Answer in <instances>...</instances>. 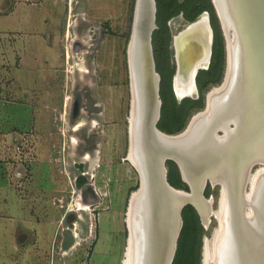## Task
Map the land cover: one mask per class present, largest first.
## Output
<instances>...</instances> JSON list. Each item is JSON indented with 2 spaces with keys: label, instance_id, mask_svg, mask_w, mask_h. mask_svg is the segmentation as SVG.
Instances as JSON below:
<instances>
[{
  "label": "rangeland",
  "instance_id": "obj_1",
  "mask_svg": "<svg viewBox=\"0 0 264 264\" xmlns=\"http://www.w3.org/2000/svg\"><path fill=\"white\" fill-rule=\"evenodd\" d=\"M126 1L125 15L116 28L108 23L95 24L83 12L66 14L61 26L60 73L54 84L46 82L56 95L37 94L34 97L42 105H36L43 109L24 112L15 107L11 121L5 115L7 112L0 113V198L5 203L19 202L22 212L17 216L6 212L0 216L6 223L13 220L15 224H36L34 230H14L13 240L10 237L4 243L9 252L5 256L0 254L1 264L34 262L20 260L21 255L14 254L18 250H13L30 247L36 251L39 230L46 223L52 226L53 235L44 246L43 263L122 262L128 198L139 186V176L126 157L127 44L135 0ZM75 2L78 1L72 0V4ZM154 2L156 29L151 35V47L155 71L162 77V108L157 127L164 133L175 134L203 109L204 100L176 96L178 100L173 95L171 77L176 65L172 38L192 19L205 16L206 3ZM66 33L68 64L64 59ZM109 47L114 49L112 60ZM223 60L218 53L212 72H199L198 85L203 92L219 85ZM11 97L6 101L10 102ZM26 99V95L15 96L17 102L24 103ZM165 165L171 183L183 184L188 191L178 167L170 161ZM259 166L255 165L252 171ZM218 189L206 183L202 191L206 199H211L213 211L217 209ZM184 209L172 264H201L204 243L211 239L217 222L209 216L205 231L200 217L197 215L198 223L194 211Z\"/></svg>",
  "mask_w": 264,
  "mask_h": 264
},
{
  "label": "water",
  "instance_id": "obj_2",
  "mask_svg": "<svg viewBox=\"0 0 264 264\" xmlns=\"http://www.w3.org/2000/svg\"><path fill=\"white\" fill-rule=\"evenodd\" d=\"M210 2L224 40L223 76L201 95L203 109L175 134L157 128L161 101L151 47L155 2L134 3L127 44L126 157L139 186L126 208L124 264H171L186 206L195 210L205 231L209 216L217 222L204 243L202 264H264V0ZM205 15L206 65L195 66L190 48L185 52L195 98L196 75L211 56L213 33ZM198 18L178 35L192 32ZM169 161L188 191L168 183ZM255 165L260 166L252 171ZM206 183L219 187L215 211L203 196Z\"/></svg>",
  "mask_w": 264,
  "mask_h": 264
},
{
  "label": "crops",
  "instance_id": "obj_3",
  "mask_svg": "<svg viewBox=\"0 0 264 264\" xmlns=\"http://www.w3.org/2000/svg\"><path fill=\"white\" fill-rule=\"evenodd\" d=\"M77 1L72 4V0H0V113L7 112L5 115L10 116V121L13 113L16 112L15 107H19V110L24 112L26 110L29 112L30 109L36 111L43 109L37 107L42 105V101H37L34 97L37 94L51 97L56 95L46 82L54 84L62 66L61 26L65 15L72 11L83 12L87 19L95 24L108 23L111 28H116L121 20L120 17L125 15L127 4L126 0ZM108 49H111L109 58L112 60L114 49L112 47ZM24 95L27 98L24 103L15 100V96L24 97ZM10 96H12L11 101H6ZM0 192L2 194V189ZM18 203L16 201L5 203L0 198V214L6 212L15 216L20 215L22 212L18 209ZM20 222L15 224L12 220L6 223L3 215L0 216L2 256L9 252L4 243L12 236L15 229L18 227L35 229L34 223ZM41 226L37 237L39 246L36 251L30 247L13 250H18L14 254H20V260L25 261L26 258L34 262L18 264H48L42 262L41 256L45 244L53 235V229L47 223ZM12 240L13 237L10 241Z\"/></svg>",
  "mask_w": 264,
  "mask_h": 264
},
{
  "label": "bare ground",
  "instance_id": "obj_4",
  "mask_svg": "<svg viewBox=\"0 0 264 264\" xmlns=\"http://www.w3.org/2000/svg\"><path fill=\"white\" fill-rule=\"evenodd\" d=\"M205 15V14H204ZM198 23H196V25L193 27L192 32H183L180 35H176L173 37V48H174V53H175V59H176V74L174 76V81H173V93L175 95V97L177 96L179 99L183 98H194L196 96V92L193 89L192 84H188V67H187V61H186V49L190 48V55H191V59L193 60V62L195 63V66L200 65L201 66H205L206 63H203V60L205 59V54H204V50H205V46H206V41L208 40V31L205 28V22H206V15L205 16H200V18H198ZM204 54V56H202ZM199 58V60H198ZM203 68V67H201ZM195 95V96H194ZM189 96H194V97H189ZM176 97V98H177ZM177 98V99H178ZM178 99V100H179ZM156 106H155V102L153 103V114H154V110H155ZM193 117V116H192ZM192 117L190 118L187 127L192 119ZM229 129L231 131H233L235 129L234 124H230L229 125ZM222 134V136L224 137V133H222L221 131H218ZM254 181V179H253ZM252 181V182H253ZM253 185V184H252ZM180 231H181V227H180ZM180 231L178 233L177 239L179 237ZM177 239H176V243H177ZM126 247V246H125ZM176 248V247H175ZM125 252V249H124ZM175 253V251H174ZM124 255V253H123ZM174 258V255H173ZM172 258V260H173ZM172 260H171V264H172ZM123 263L121 262V264H124L125 262V257L123 256L122 259ZM203 262V250H202V261L201 264Z\"/></svg>",
  "mask_w": 264,
  "mask_h": 264
},
{
  "label": "trees",
  "instance_id": "obj_5",
  "mask_svg": "<svg viewBox=\"0 0 264 264\" xmlns=\"http://www.w3.org/2000/svg\"><path fill=\"white\" fill-rule=\"evenodd\" d=\"M205 3H206V6H205V11L208 13L209 15V18H210V23H211V27L213 29V33H214V50H213V61H212V65H211V69L209 70V72H207V74L211 73L212 70L215 68V64H216V58H217V55L218 53L224 58V44L222 43V35H221V31H220V26H219V22H218V19L215 15V12H214V9H213V6L210 2V0H205ZM193 22V19L192 21ZM223 63V62H222ZM174 95V93H173ZM202 99V98H200ZM184 100V99H183ZM201 103V102H200ZM179 108V107H178ZM169 134H172V133H169ZM168 182L170 183L171 186H173L174 188H177V189H183V190H186L184 185L180 184V185H173L171 183V181L169 180L168 178ZM186 209H191L194 211L195 213V219L197 220V222L199 223V219H198V216L195 212V210L190 207V206H186L185 207ZM185 209L183 210L182 212V218L185 217V213H184Z\"/></svg>",
  "mask_w": 264,
  "mask_h": 264
},
{
  "label": "flooded vegetation",
  "instance_id": "obj_6",
  "mask_svg": "<svg viewBox=\"0 0 264 264\" xmlns=\"http://www.w3.org/2000/svg\"><path fill=\"white\" fill-rule=\"evenodd\" d=\"M208 14V13H207ZM208 17H209V15H208ZM209 24H210V27H211V23H210V18H209ZM186 25H184V27H185ZM184 29V28H183ZM182 29V30H183ZM211 29H212V27H211ZM220 31H221V29H220ZM179 33V32H178ZM212 33H213V29H212ZM221 35H222V32H221ZM172 41H173V38H172ZM223 44H224V42H223ZM172 47H173V44H172ZM174 49V48H173ZM213 50H214V33H213V39H212V47H211V56H210V62H209V64H208V66L204 69V70H200V71H198V73H197V75H196V78H195V85H196V91H197V94H198V96H197V98H202L201 97V95L205 92H203V89H201L200 88V86L198 85V79H199V72H202V71H205L206 69H208V71L211 69V65H212V61H213ZM175 52V51H174ZM176 62V59H175V53H174V63ZM175 65H176V63H175ZM224 65H225V63H224V60H223V63H222V68H223V70H224ZM175 70H176V66H175ZM223 70H222V76H223ZM175 71H174V74L172 75V77H171V88H172V92H173V77H174V75H175ZM159 75V74H158ZM221 79H222V77H221ZM221 79H220V81H219V84H220V82H221ZM129 82H130V78H129ZM162 77L159 75V99H160V101H161V95H162ZM218 86V85H217ZM212 87H214V86H212ZM211 88V87H210ZM209 88V89H210ZM197 98H193V99H197ZM177 99V98H176ZM130 104V103H129ZM129 107V106H128ZM161 108H162V101H161ZM161 108H160V115H161ZM129 112V111H128ZM128 118V117H127ZM159 120H160V116H159V119H158V121H157V125H158V122H159ZM158 128V127H157ZM160 130V129H159ZM161 131V130H160ZM172 134H174V133H172ZM174 163V162H173ZM175 164V163H174ZM176 165V164H175ZM177 166V165H176ZM165 167H166V165H165ZM179 170V169H178ZM180 173V172H179ZM167 175V174H166ZM180 178H181V176H180ZM167 181H168V175H167ZM169 183V182H168ZM184 183V182H183ZM170 184V183H169ZM173 187V186H172ZM177 189V188H176Z\"/></svg>",
  "mask_w": 264,
  "mask_h": 264
},
{
  "label": "built area",
  "instance_id": "obj_7",
  "mask_svg": "<svg viewBox=\"0 0 264 264\" xmlns=\"http://www.w3.org/2000/svg\"><path fill=\"white\" fill-rule=\"evenodd\" d=\"M102 28H97V31H101ZM103 31H106V29H103ZM65 46H64V59H65V64H68V59H69V44L67 43V39H68V34L66 33L65 37ZM77 46L75 47V51H76Z\"/></svg>",
  "mask_w": 264,
  "mask_h": 264
}]
</instances>
